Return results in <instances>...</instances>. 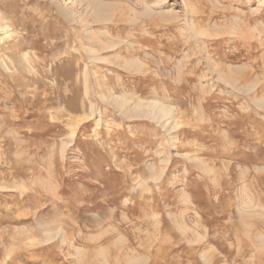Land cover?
Instances as JSON below:
<instances>
[{
  "label": "rangeland",
  "instance_id": "rangeland-1",
  "mask_svg": "<svg viewBox=\"0 0 264 264\" xmlns=\"http://www.w3.org/2000/svg\"><path fill=\"white\" fill-rule=\"evenodd\" d=\"M0 264H264V0H0Z\"/></svg>",
  "mask_w": 264,
  "mask_h": 264
},
{
  "label": "bare ground",
  "instance_id": "bare-ground-1",
  "mask_svg": "<svg viewBox=\"0 0 264 264\" xmlns=\"http://www.w3.org/2000/svg\"><path fill=\"white\" fill-rule=\"evenodd\" d=\"M123 105V104H122ZM157 105V104H156ZM154 106V105H153ZM147 107H148V105H147ZM150 107V106H149ZM155 108V107H154ZM157 108V107H156ZM158 108H160V106L158 107ZM161 109V108H160ZM159 109V110H160ZM142 110V109H141ZM162 111H164L163 109H161ZM155 112V111H154ZM164 115H165V113H164ZM168 115V114H167ZM160 116V115H159Z\"/></svg>",
  "mask_w": 264,
  "mask_h": 264
}]
</instances>
